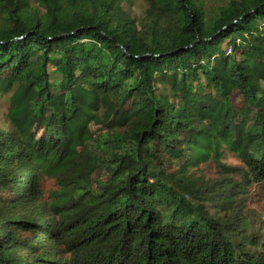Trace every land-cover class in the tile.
Returning <instances> with one entry per match:
<instances>
[{
	"label": "trees",
	"instance_id": "1",
	"mask_svg": "<svg viewBox=\"0 0 264 264\" xmlns=\"http://www.w3.org/2000/svg\"><path fill=\"white\" fill-rule=\"evenodd\" d=\"M145 1L0 0V264H264V0Z\"/></svg>",
	"mask_w": 264,
	"mask_h": 264
},
{
	"label": "rangeland",
	"instance_id": "2",
	"mask_svg": "<svg viewBox=\"0 0 264 264\" xmlns=\"http://www.w3.org/2000/svg\"><path fill=\"white\" fill-rule=\"evenodd\" d=\"M214 5V4H213ZM129 11L137 16L142 17L145 14L147 8V2L145 0H133V2L129 5H126ZM1 97V96H0ZM6 101L0 98V118L4 116V110L6 106ZM229 161H234L232 157L228 159ZM251 207H254L255 210L259 213V215L264 218V196H261L257 202H251Z\"/></svg>",
	"mask_w": 264,
	"mask_h": 264
}]
</instances>
